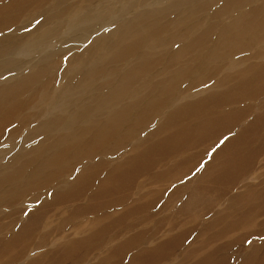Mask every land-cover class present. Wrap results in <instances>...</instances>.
Masks as SVG:
<instances>
[{
	"label": "rangeland",
	"instance_id": "1",
	"mask_svg": "<svg viewBox=\"0 0 264 264\" xmlns=\"http://www.w3.org/2000/svg\"><path fill=\"white\" fill-rule=\"evenodd\" d=\"M131 1L2 52L0 264H264V0Z\"/></svg>",
	"mask_w": 264,
	"mask_h": 264
},
{
	"label": "bare ground",
	"instance_id": "2",
	"mask_svg": "<svg viewBox=\"0 0 264 264\" xmlns=\"http://www.w3.org/2000/svg\"><path fill=\"white\" fill-rule=\"evenodd\" d=\"M64 0H0V77L5 74V72L13 73L11 70L22 69L20 67L14 69L15 65L12 61H9V57L6 58L5 55H2V52L6 50V52H10L11 50H33L36 48L43 47L48 45L52 41L56 40V35L60 30L64 27L63 25L57 24L58 19L68 18L70 20H66L69 22H76L77 25L74 28L79 31H84L86 34L91 30V37L98 34L99 31L104 29V15L103 13H108V17L113 18L112 20L118 21L119 18L123 17L124 13L129 14V10L133 3L131 0H78V5L69 6L65 8L62 12H59L55 16H48L44 21H40V23H36L39 18L38 11L45 4H50L54 9L58 8L61 5V2ZM255 1V0H254ZM88 2L94 3L91 7L87 5ZM255 4V3H254ZM94 6V7H93ZM110 6L112 7L110 9ZM95 8V10H93ZM139 16L141 18L145 17V8L139 7ZM248 9V8H247ZM242 10V9H241ZM96 11V12H94ZM112 11V12H111ZM78 13L79 16H74L71 14ZM74 16V19L71 18ZM81 16V17H80ZM78 18V20H77ZM232 18V17H231ZM28 20V21H27ZM122 20V19H121ZM28 22V25L26 24ZM223 22V21H222ZM221 22V23H222ZM37 24L32 30H30L27 34L28 28L32 27L34 24ZM22 24L25 26L22 27ZM115 24V23H114ZM112 24V25H114ZM221 25V24H220ZM108 26V25H107ZM141 26V25H140ZM113 29V28H112ZM70 31V30H69ZM68 32V31H67ZM23 33V34H21ZM63 33V31H62ZM101 35V34H100ZM79 37V35H78ZM101 39V38H100ZM187 39V38H186ZM74 43V42H73ZM186 43V41H185ZM84 46V45H83ZM47 47V46H46ZM55 47V46H54ZM53 47V48H54ZM71 47V46H70ZM42 49V48H41ZM16 53V52H15ZM29 53V52H28ZM32 53V52H31ZM61 54V53H60ZM75 54V53H74ZM114 56L117 55V52H113ZM15 56V55H14ZM27 56V55H26ZM36 56V55H35ZM78 56V55H77ZM21 57V56H20ZM76 57V55H75ZM74 57V58H75ZM109 57V56H108ZM6 58V59H5ZM31 58V57H29ZM4 59V60H3ZM46 59V58H45ZM52 60V59H51ZM55 60V59H54ZM72 60V59H71ZM81 60V58H80ZM79 60V62H80ZM87 60V59H86ZM23 61V60H22ZM49 61V59H48ZM69 61V60H68ZM22 63V62H20ZM27 68L31 66L30 62H24ZM55 64V63H54ZM22 66V65H18ZM23 66V67H25ZM10 68V69H9ZM26 68V69H27ZM85 68V67H84ZM148 69L147 64V56L143 55L141 59H139L134 68L131 71V74L134 75L137 73L141 75L143 71ZM42 69H37L34 67L32 69V73L29 77L23 78L22 82L26 84L32 78L36 77L38 73H41ZM105 71V70H104ZM103 71V72H104ZM57 73V72H56ZM122 73V72H121ZM49 75V74H48ZM56 76V75H55ZM3 79V78H2ZM16 79V78H15ZM13 80V79H12ZM63 80V79H62ZM1 81V80H0ZM189 82V81H188ZM8 83V82H7ZM61 83V82H60ZM169 83V82H168ZM202 83V82H201ZM1 84V83H0ZM72 85V84H71ZM208 85V84H207ZM127 86V85H126ZM201 86V85H200ZM199 87V86H198ZM51 88V87H50ZM54 88V87H53ZM33 89V88H32ZM199 89V88H198ZM8 93L16 94L19 91V84L15 83L8 87ZM135 90V89H134ZM32 92V91H31ZM119 92V90H116ZM86 93V92H85ZM8 96V95H6ZM194 96V95H193ZM84 98V97H83ZM82 98V99H83ZM181 98V97H180ZM120 99V98H118ZM14 99L6 97L3 99L2 94H0V101L3 105H7ZM185 100V99H184ZM56 104V103H55ZM174 104V103H173ZM51 105V104H50ZM36 109V108H35ZM47 109V108H46ZM33 110V109H32ZM46 111V110H45ZM163 114V113H162ZM43 117V116H42ZM72 118V117H71ZM158 119V118H157ZM111 121V120H110ZM24 129V128H23ZM25 130V129H24ZM142 135V134H141ZM41 136V135H40ZM45 136V135H44ZM23 139V138H22ZM21 140V139H20ZM3 142V141H2ZM1 142V143H2ZM13 143V142H12ZM17 143V142H16ZM29 144V143H28ZM17 145V144H16ZM5 146V145H4ZM178 146V145H177ZM6 147V146H5ZM25 147V146H24ZM20 149V148H19ZM4 150V149H3ZM18 150V149H17ZM160 153V152H159ZM45 154V153H44ZM49 154V151H48ZM144 154V153H143ZM161 154V153H160ZM163 154V153H162ZM3 155V153L1 154ZM30 155V154H29ZM165 155V154H164ZM39 156V155H38ZM162 156V155H161ZM167 156V154H166ZM4 158V157H3ZM22 160V159H21ZM33 160V159H32ZM31 161V160H30ZM9 162V161H8ZM84 162V161H83ZM18 164V163H17ZM34 164V163H33ZM32 166V165H31ZM4 167V166H2ZM5 169V168H4ZM10 169V168H9ZM14 169V168H13ZM19 170V169H17ZM27 170V169H26ZM13 171V170H12ZM11 171V172H12ZM10 172V173H11ZM21 173L20 171H18ZM26 172V171H25ZM3 173V172H1ZM9 173V174H10ZM17 174V173H16ZM22 174V173H21ZM24 174V173H23ZM3 175V174H2ZM6 176V174H4ZM19 176V175H18ZM21 176V175H20ZM27 177V175H25ZM22 177V176H21ZM65 177V176H64ZM19 178V177H18ZM4 179V178H3ZM3 181V180H2ZM7 181V180H6ZM20 182L19 180H17ZM27 181V180H26ZM24 182V181H23ZM55 182V181H54ZM2 184V182H1ZM11 184V183H9ZM5 185V184H4ZM8 186V185H7ZM52 186V185H51ZM14 187V186H13ZM6 188V187H5ZM2 190V189H1ZM5 190V189H4ZM9 190V188H8ZM27 190V189H26ZM52 190V189H51ZM1 193L3 191H0ZM38 193V192H37ZM42 192H40L41 194ZM8 194V193H7ZM6 194V195H7ZM36 195V194H35ZM9 196V195H8ZM7 196V197H8ZM10 198V197H9ZM1 199V198H0ZM7 199V198H6ZM3 200V199H2ZM25 201V200H24ZM7 202V201H6ZM23 203V202H21ZM28 203V202H27ZM35 203V202H34ZM1 204V203H0ZM4 206V205H3ZM18 206V205H17ZM27 206V205H26ZM9 207V206H8ZM31 207V206H30ZM2 208V207H1ZM7 208V207H6ZM18 208V207H17ZM12 209V208H11ZM2 213V212H1ZM5 214V213H4ZM2 215V214H1ZM35 215V214H34ZM33 217V216H32ZM38 217V216H37ZM2 218V217H1ZM11 218V217H10ZM14 218V217H13ZM36 218V217H35ZM15 220V219H14ZM3 221V220H1ZM30 221V220H29ZM14 223V222H13ZM3 224V223H2ZM5 224V223H4ZM7 224V223H6ZM5 224V225H6ZM13 225V224H12ZM28 225V224H27ZM24 235V234H23ZM22 235V236H23ZM29 238V236H28ZM11 239V238H10ZM11 242V241H10ZM14 243V242H13ZM22 243V242H21ZM10 244V243H9ZM17 245V244H16ZM2 246V245H1ZM6 247V246H5ZM2 249V248H1ZM38 249V248H37ZM1 251V250H0ZM3 251V250H2ZM6 251V249H5ZM9 251V250H8ZM11 252V251H10ZM7 254V252H6ZM4 255V254H3ZM5 256V255H4ZM7 256V255H6ZM5 258V257H4ZM18 261V260H17Z\"/></svg>",
	"mask_w": 264,
	"mask_h": 264
}]
</instances>
